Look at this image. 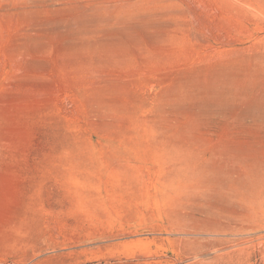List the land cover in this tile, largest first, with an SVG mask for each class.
<instances>
[{
  "label": "rangeland",
  "instance_id": "obj_1",
  "mask_svg": "<svg viewBox=\"0 0 264 264\" xmlns=\"http://www.w3.org/2000/svg\"><path fill=\"white\" fill-rule=\"evenodd\" d=\"M0 264H264V0H0Z\"/></svg>",
  "mask_w": 264,
  "mask_h": 264
}]
</instances>
